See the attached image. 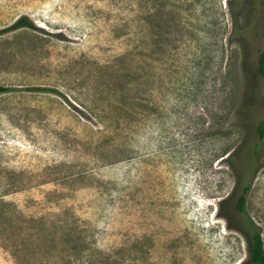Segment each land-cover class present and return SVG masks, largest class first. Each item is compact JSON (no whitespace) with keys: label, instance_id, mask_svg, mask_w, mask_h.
Segmentation results:
<instances>
[{"label":"rangeland","instance_id":"obj_1","mask_svg":"<svg viewBox=\"0 0 264 264\" xmlns=\"http://www.w3.org/2000/svg\"><path fill=\"white\" fill-rule=\"evenodd\" d=\"M262 50L264 0H0V264L245 263Z\"/></svg>","mask_w":264,"mask_h":264},{"label":"trees","instance_id":"obj_2","mask_svg":"<svg viewBox=\"0 0 264 264\" xmlns=\"http://www.w3.org/2000/svg\"><path fill=\"white\" fill-rule=\"evenodd\" d=\"M22 28L38 29L36 24L30 18L20 17L13 25L3 30V32L15 31V30H19ZM257 65H258L257 66L258 73L264 79V50H262L259 54ZM45 90L53 91L48 88H46ZM7 91H8V88L0 85V94L5 93ZM101 121L106 131L113 129L114 125L111 122H107L108 121L107 118L105 119V121L102 119ZM258 129H259V137L260 139H263L264 138V120L260 122ZM257 153H258L257 151L254 152L255 156ZM248 190H249V186L244 188L243 194L240 195L238 202L234 207V210L238 214H240L239 216H241L245 212ZM229 203H230L229 198H226L222 201V205H225L226 209L228 210L227 215L229 214V211H230L232 221L234 222L241 221L243 225V231H245L244 233L246 234V239H247L248 249H249V259L245 261V263L243 264H264V243H263V239H262V236H261V233L258 227L252 221L246 220L244 218V215L241 216L242 218L241 220H239L237 216L235 217L233 214L234 211L231 210V206L229 205Z\"/></svg>","mask_w":264,"mask_h":264}]
</instances>
